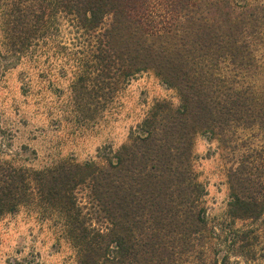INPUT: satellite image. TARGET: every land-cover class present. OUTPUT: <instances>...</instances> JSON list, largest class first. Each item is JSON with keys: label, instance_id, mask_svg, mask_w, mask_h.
I'll use <instances>...</instances> for the list:
<instances>
[{"label": "trees", "instance_id": "trees-1", "mask_svg": "<svg viewBox=\"0 0 264 264\" xmlns=\"http://www.w3.org/2000/svg\"><path fill=\"white\" fill-rule=\"evenodd\" d=\"M263 9L237 0H0L14 57L53 43L65 21L87 44L76 51L84 90L95 82L112 94L152 71L179 98L177 107L155 103L99 161L45 171L0 165V216L32 199L59 212L77 264H194L215 230L225 232L208 224L193 167L195 138L208 134L228 166L226 217L250 225L225 242L243 256L259 246L244 245L250 234L264 251Z\"/></svg>", "mask_w": 264, "mask_h": 264}, {"label": "rangeland", "instance_id": "rangeland-1", "mask_svg": "<svg viewBox=\"0 0 264 264\" xmlns=\"http://www.w3.org/2000/svg\"><path fill=\"white\" fill-rule=\"evenodd\" d=\"M237 1L264 8V0ZM258 43L264 55V39ZM36 50L33 55L14 57L4 43L0 23V165L4 167L45 171L62 161H99L98 151H115L126 144L155 103L179 105L176 91L167 88L152 71L128 79L112 94L105 84L95 82H86L84 90V82L75 74L77 57L82 59L76 51H86L87 44L65 21L54 42L40 44ZM193 167L205 189L203 206L208 224L225 231L220 234L215 230L217 235L205 242L204 253L196 255L202 260L194 264H221L225 258L226 264H264L261 240L255 236L249 234L244 245L259 246L254 251L244 250L243 256H235L239 255L235 254L236 246L225 242L229 232L244 231L250 225L241 221L231 225L226 217L228 166L208 134L195 138ZM65 224L59 212L40 206L36 199L20 204L15 211L0 216V261L77 264Z\"/></svg>", "mask_w": 264, "mask_h": 264}, {"label": "clouds", "instance_id": "clouds-1", "mask_svg": "<svg viewBox=\"0 0 264 264\" xmlns=\"http://www.w3.org/2000/svg\"><path fill=\"white\" fill-rule=\"evenodd\" d=\"M0 264H3V261H0Z\"/></svg>", "mask_w": 264, "mask_h": 264}]
</instances>
